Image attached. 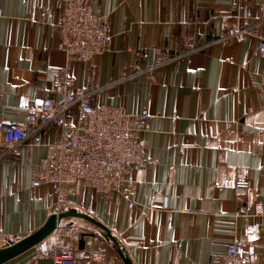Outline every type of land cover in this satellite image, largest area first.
<instances>
[{
    "label": "crops",
    "instance_id": "obj_1",
    "mask_svg": "<svg viewBox=\"0 0 264 264\" xmlns=\"http://www.w3.org/2000/svg\"><path fill=\"white\" fill-rule=\"evenodd\" d=\"M90 2L106 16L110 38L103 53L79 62L60 49L59 0H0V125L24 123L35 97L60 101L69 88L49 67L69 64L90 104L148 111L139 136L149 161L127 176L126 197L97 196L83 181L62 190L63 211L91 216L114 240L68 215L58 226L82 237L55 230L3 264H51L45 253L53 247L70 251L73 264H95L84 258L88 249L103 254L101 264H126L119 249L129 264H218L232 239L264 264V213H256L264 200V84L257 77L264 56L255 37L218 40L232 23L259 20L264 38V9L250 6L243 16V0ZM189 43L202 48L174 58ZM158 55L173 60L149 69ZM57 131L44 126L27 136L19 156H0V246L52 213V187L32 180ZM237 179H248L249 189H235Z\"/></svg>",
    "mask_w": 264,
    "mask_h": 264
},
{
    "label": "built area",
    "instance_id": "obj_2",
    "mask_svg": "<svg viewBox=\"0 0 264 264\" xmlns=\"http://www.w3.org/2000/svg\"><path fill=\"white\" fill-rule=\"evenodd\" d=\"M59 2L63 6L58 14L57 25L60 28V49L65 57L87 62L103 53L110 38L106 16L97 13L90 0ZM243 2V16L250 6L259 11L264 9V0ZM2 16L0 8V20ZM260 24L261 20L244 24L237 21L230 24L225 35L218 40L231 38L240 42L247 36L255 37L258 39V51L264 56ZM201 48L189 43L174 58L187 56ZM170 60L173 58L158 55L149 69ZM49 68L56 80L61 76L64 78V85L69 88V92L58 102L49 97H35L24 123H2L0 156H19L20 146L30 133L47 125H55L58 127L56 137L45 143V154L37 163L32 180L33 186L45 184L52 187L56 197L51 205L52 213L64 209L66 201L61 196L62 190L79 181L86 183L97 196L118 193L126 197L129 192L127 176L132 169L144 167L149 161L144 140L139 136L149 117L148 111L144 109L130 113L122 107L105 103L92 105L89 103L90 92L76 82L69 64ZM257 77L264 84V70ZM36 116L39 117L38 124ZM234 187L245 191L249 189L250 182L248 179H237ZM187 212L196 213L194 210ZM256 213H264V200L257 204ZM55 230L58 236L67 239L82 237L81 232L72 226H57ZM45 254L51 257V264H73L70 251L53 247ZM84 258L95 264L104 261L103 254L93 249H88ZM257 259V255L249 250L244 241L232 239L226 243L218 264H256Z\"/></svg>",
    "mask_w": 264,
    "mask_h": 264
},
{
    "label": "water",
    "instance_id": "obj_3",
    "mask_svg": "<svg viewBox=\"0 0 264 264\" xmlns=\"http://www.w3.org/2000/svg\"><path fill=\"white\" fill-rule=\"evenodd\" d=\"M68 215H76L82 218H85L105 229L107 236H109L112 240V236L110 235L109 231L106 227L102 226L99 222L94 220L91 216L78 212L75 209H69L67 211H61L59 213H51L45 223L37 230L33 231L32 233L26 235L25 237L14 241L10 244L0 246V264H3L14 257L20 255L30 247L39 243L42 239H44L47 235L52 233L55 228L59 225L60 220ZM119 255L122 257L123 261L126 264H129L127 258L121 253L120 249L118 250Z\"/></svg>",
    "mask_w": 264,
    "mask_h": 264
}]
</instances>
